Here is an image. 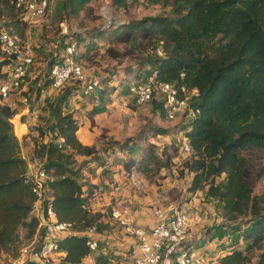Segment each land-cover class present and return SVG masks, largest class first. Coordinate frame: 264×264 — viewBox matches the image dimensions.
<instances>
[{
	"label": "trees",
	"instance_id": "1",
	"mask_svg": "<svg viewBox=\"0 0 264 264\" xmlns=\"http://www.w3.org/2000/svg\"><path fill=\"white\" fill-rule=\"evenodd\" d=\"M92 1L64 0L62 8L67 16H73ZM136 1L111 0V4L123 8ZM141 1L169 7L170 15L129 19L107 30L94 27L84 33V48H91L96 37H105L112 44L139 41L158 46V55L146 57L144 77L152 75L156 80L198 90L195 106L199 112L180 126L189 146L182 163V169L190 174L187 191L201 190L217 200L221 218L236 232L233 243L226 246L229 250L216 258L217 264H264V0ZM26 22L15 0H0V29L22 39ZM107 51L114 57L119 55L110 47ZM59 58L49 61L48 69ZM75 59L78 62L76 53ZM10 63L1 57L0 67ZM47 72L21 93L24 100L34 97L36 105L30 112L41 109L48 115L42 116L28 134L29 158L37 160L47 176L42 209L50 207L56 222L67 223L69 228L52 238L57 261L28 259L25 264H117L101 251L105 241L98 238L115 225L109 219L111 208L92 210L88 201L97 187L80 182L78 176L92 166L100 169L99 174H107L115 165L129 176L132 169L145 172L150 166L165 168L169 157L163 151L158 155L154 143L142 146V133L122 141L104 139L100 148L82 143L77 137L81 124L68 107V99L79 93L80 84L66 82L64 85L70 86L63 85L49 100L41 96L50 88ZM98 80L99 95L93 98L102 107L109 103L106 93L115 89L110 83L102 87ZM149 102L165 118L162 102L155 98ZM17 113L0 105V264L18 254L20 229L26 232L24 238H34L32 249L47 238L44 227H37V219L31 215V183L9 121ZM98 113L99 108L88 111V127L94 125L92 117ZM22 121L20 117L16 129L21 128ZM150 130L152 135L165 132L160 127ZM217 177H222L220 185L215 183ZM91 227L94 231L90 235L87 231ZM88 239L96 242L94 250L87 246ZM239 243H243L241 248ZM254 251L257 254L251 261Z\"/></svg>",
	"mask_w": 264,
	"mask_h": 264
},
{
	"label": "rangeland",
	"instance_id": "2",
	"mask_svg": "<svg viewBox=\"0 0 264 264\" xmlns=\"http://www.w3.org/2000/svg\"><path fill=\"white\" fill-rule=\"evenodd\" d=\"M63 1L48 0V8L45 14L25 24L22 40L31 52L32 63L20 83L19 90L12 92L10 96L13 102L11 109L18 112L17 114L24 113V116L20 114L23 121L19 133L22 135L30 133L34 128L32 123L42 121V116L48 117L41 109L26 112V107L31 110L36 105L35 100L33 95L24 100L21 93L45 76V72L48 70V62H52L61 55L68 40L74 39L78 44L76 57L85 77L100 79L102 87L109 85L106 83H110L115 89L114 91L109 89L110 92L106 93L109 103L102 107L93 98L98 97L97 90L86 97L81 96L79 93V97L87 101L88 104L85 105V109L81 112L78 111L75 116L78 122L84 118L86 119V130H88L85 132L84 129H79L78 136L81 137L87 133L92 138V144L100 148L104 139L122 141L126 138H135L142 133L143 142L141 145L144 146L148 142L154 143L156 146L155 152L159 155L163 151L169 157V163L167 167L162 169L150 166L145 172L132 169L129 176L141 179L145 185L152 186V189L147 193L152 194L154 199H161L160 201L161 203L164 202L163 204L167 202L176 203L185 208L189 216L192 215L195 219L197 216V220L202 218L203 224L200 228V234L205 229L209 239L216 237L222 241V238L225 237L228 243H233L236 232L221 218L219 202L206 195L204 191H187L190 174L182 169V163L187 154H184L181 150L182 141L185 140L182 131H180L181 122L177 119L168 120L159 116L157 110L153 108L152 102L141 105L135 104L127 94V85L145 76L148 68L144 63L146 57L154 54L158 55V46H150L139 41L127 45L112 44L105 37H96L93 43L90 44L91 48H84V44L87 42L84 33H88L94 27L107 30L111 25L126 22L129 19L170 15L171 9L160 5H146L141 0L129 2L123 8L113 6L111 0H95L88 3L76 15L67 16L62 8ZM62 26L66 28L65 33L61 32ZM108 47L114 49L119 55L112 56L107 51ZM81 53H85V56L81 57ZM69 86L64 85L63 88ZM63 88L57 91V94ZM108 88L107 86L106 89ZM78 101L75 100L76 103ZM92 107L99 108L100 113L98 114L97 123L88 127L87 113ZM18 117L19 115H16V119ZM152 127H160L165 129V132L152 135L150 134V128ZM12 129L13 133H17L16 128L12 127ZM165 155L161 154L162 157ZM116 167L121 168L119 165L112 166L113 170L111 168L107 174L114 171ZM96 172L99 173L100 169L92 166L88 170L80 172L78 180L80 182L85 180L88 183L90 176H95ZM123 173L122 176H126L124 171ZM221 181L222 177L215 178L217 185H220ZM95 187H98V184ZM256 189H258V186ZM136 190V195L138 193L139 197L146 196V186L140 188L139 191ZM25 234L24 229L19 230L20 241L18 247L33 246L34 238H24ZM242 245L243 243H239L237 247L241 248ZM194 248L196 250V247ZM101 251H105L114 263L119 261L117 258L112 257L108 249H101ZM256 254L255 251L252 253L253 258L251 261L254 260ZM1 259L5 260L6 257H1ZM52 260L57 261L56 254L52 256Z\"/></svg>",
	"mask_w": 264,
	"mask_h": 264
},
{
	"label": "built area",
	"instance_id": "3",
	"mask_svg": "<svg viewBox=\"0 0 264 264\" xmlns=\"http://www.w3.org/2000/svg\"><path fill=\"white\" fill-rule=\"evenodd\" d=\"M15 6L21 10L27 21H32L45 14L48 0H15ZM61 32H66L64 26L61 27ZM76 49L77 42L69 40L60 58L49 67L47 78L53 90H58L70 80L77 81L80 84V95L87 96L100 87V82L96 78L85 77L81 65L75 59ZM0 55L11 61L9 70L0 77V105L11 108L10 96L12 92L19 90L20 83L32 63L31 52L19 36L0 29ZM126 90L129 97L138 105L149 102L151 98L160 100L165 118L168 120L177 119L182 124H188L199 112L195 106L199 96L198 90L194 87L188 88L183 83L164 82L156 80L151 75L132 81ZM25 111L29 112L28 107ZM20 114L24 116V113ZM20 114H15L9 119L13 128L19 122ZM16 115H19L17 119ZM57 142H60V139H57ZM181 150L184 154L189 152L185 140L182 141ZM25 163L34 197L31 215L37 219V227H44L47 238L36 249L22 246L15 257L1 264H25L28 259L41 262L52 260V256L57 252V246L52 238L68 231L69 228L67 223L56 222L55 214L50 207L42 209L41 199L47 176L39 168L38 161L25 160ZM126 213L127 209L122 211L110 209V217L118 220L124 232L134 238L136 253L119 260L117 264H217L216 258L201 256L195 250L194 240L189 232V217L182 206L167 202L153 207L154 223L148 229L126 222V218L122 216ZM40 214L44 216V222L40 219ZM93 231L94 228L91 227L87 232L91 235ZM86 244L91 250L96 248V242L92 239H88Z\"/></svg>",
	"mask_w": 264,
	"mask_h": 264
},
{
	"label": "crops",
	"instance_id": "4",
	"mask_svg": "<svg viewBox=\"0 0 264 264\" xmlns=\"http://www.w3.org/2000/svg\"><path fill=\"white\" fill-rule=\"evenodd\" d=\"M9 68L10 64L2 65L0 67V74L5 73L7 70H9ZM56 95L57 90H53L51 88H48L41 94V96L47 99H53L54 97H56ZM82 99L81 97H79V93L68 99L69 110L74 113V116L78 111L81 112L83 109H85V105L88 104L87 101H84ZM75 100L79 101L76 103ZM9 102L11 106H13L12 98H10ZM98 114L92 117L95 124L97 123ZM85 120V118L83 120H79V123L81 125L78 128L77 132L79 131V129H84L85 132H87L88 129L86 130L87 125ZM33 125H35V123H33ZM20 130L21 128H17V133L14 132L19 142L20 155L26 161H30V145L27 142L29 133H25L22 135L19 133ZM77 137L84 144H92L93 142L92 138H90L87 133L83 134L81 137H79L77 134ZM122 174H124L122 168L116 167L114 168V171L108 174L103 175L96 172L95 176H90L89 183L95 185L98 184V187L90 196L88 205L92 210H103L108 206L120 211H122L123 209H127V213L122 215L126 218V222L131 223L137 227L148 229L154 223V218L152 215L153 207L161 205L164 202L161 203V199H154V196H152V194L147 193L150 189H152V186H149L147 184L145 185V183L141 179L133 176H122ZM143 186H146V196L139 197L138 193L136 195V189H138L139 191ZM188 217L190 223L189 232L192 235V238L194 240L193 245L194 247H196V251L199 255L204 257L217 258L219 255L229 250L226 247L229 243L228 241H226L225 237L222 238V241L218 240V238L216 237H212L211 239H209L207 237L205 229L202 231V234L199 233L200 228L203 224L202 218L201 220H197V216L195 219V217H193L192 215L189 216V214ZM109 219L111 222H114L115 225L105 235H98L99 239L105 241V245L102 249H108L112 257L117 258L118 260L134 255L136 253L134 238L124 232V229L122 225L119 224L118 220L112 219L110 217ZM62 255L63 253L60 254V257Z\"/></svg>",
	"mask_w": 264,
	"mask_h": 264
},
{
	"label": "water",
	"instance_id": "5",
	"mask_svg": "<svg viewBox=\"0 0 264 264\" xmlns=\"http://www.w3.org/2000/svg\"><path fill=\"white\" fill-rule=\"evenodd\" d=\"M40 219L44 222V216L40 214Z\"/></svg>",
	"mask_w": 264,
	"mask_h": 264
}]
</instances>
